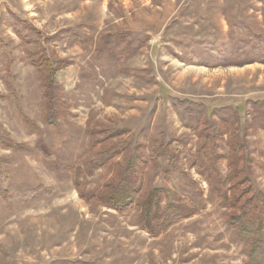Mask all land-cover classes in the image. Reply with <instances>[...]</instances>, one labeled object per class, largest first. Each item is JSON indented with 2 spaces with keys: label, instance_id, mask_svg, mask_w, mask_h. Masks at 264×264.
Segmentation results:
<instances>
[{
  "label": "rangeland",
  "instance_id": "obj_1",
  "mask_svg": "<svg viewBox=\"0 0 264 264\" xmlns=\"http://www.w3.org/2000/svg\"><path fill=\"white\" fill-rule=\"evenodd\" d=\"M231 134L264 193V0H0V193L31 195L0 194V264H243L212 190ZM134 185L148 215L102 204ZM167 206L195 213L164 227Z\"/></svg>",
  "mask_w": 264,
  "mask_h": 264
},
{
  "label": "trees",
  "instance_id": "obj_2",
  "mask_svg": "<svg viewBox=\"0 0 264 264\" xmlns=\"http://www.w3.org/2000/svg\"><path fill=\"white\" fill-rule=\"evenodd\" d=\"M43 63L47 71L52 70L50 68L51 63L46 60ZM93 133H91L90 136H92ZM215 133L216 132L210 135L205 131L204 136H201L200 138L201 140H205L204 144L202 147L198 148L196 154L193 157V159H195L193 163H195L196 172L202 177H205V179L210 183H212L214 178L217 179L215 176L213 177L216 170L213 167L208 166L205 162L206 160L210 159V157L207 156L208 153L205 154L208 157L206 160H202L201 156L203 153V148H206L207 143H209V150L212 149V145L216 137ZM119 135L120 131L108 134L105 137H102L100 140H95V144L93 143V146L97 143L103 144V152H114L117 154L119 149L114 147L115 149L111 151L110 143L112 142L113 138ZM228 143L229 151L227 156H229L228 167L230 168V173L223 179H219L220 181L217 182V187H214L213 185L212 190L218 193L222 206L228 210V213L225 216L226 224L235 231L238 241L242 243L245 248V261L243 264H264V193L261 191L256 192L253 188L246 184L247 177L244 174V170L239 165V161L242 160L239 154L241 151H243V147L239 140L231 134ZM13 147L16 148V146ZM17 148H19V146H17ZM35 148L37 149L39 147L37 146ZM20 149L24 150L25 148ZM30 150L33 149H26L27 152ZM177 153L178 152L175 151L173 154L176 155ZM108 158L109 157L107 156H103V161ZM135 159L137 158L135 157ZM96 162L97 163L95 165L103 164L98 160ZM135 163L136 161L131 160L130 163H127L124 170L129 171V174H131V172L136 170L134 167ZM69 169L71 170V167ZM79 176L80 172L75 170L73 173L72 182L77 191H79L80 185ZM126 180L127 179H123V182ZM131 189L134 190L130 192L129 189H122L123 191L116 189L111 194L105 195L102 204L109 209L116 211H123L133 204L135 207L142 210L144 214L148 215V208H151L153 204L156 205L158 190L151 189L148 191L143 189L141 185H134V188ZM141 190L142 194H140ZM0 194L7 201H11L12 199L18 201L25 200L31 196L29 193L23 194L21 196L16 194L11 195L5 192H1ZM137 194H139L138 197H136ZM80 196L83 198V195ZM166 209L168 210L163 217L165 220L164 227L181 219H187L195 213L194 209H185L180 206L172 210H169L170 208L167 206ZM143 221L144 227L151 233H154L155 231H152V229L148 227L149 222L147 220Z\"/></svg>",
  "mask_w": 264,
  "mask_h": 264
}]
</instances>
